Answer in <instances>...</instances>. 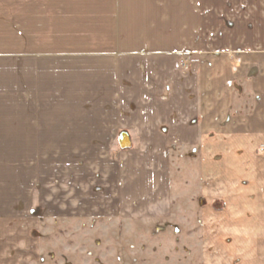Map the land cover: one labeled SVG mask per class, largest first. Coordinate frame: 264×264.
<instances>
[{
	"label": "crops",
	"instance_id": "0c3cea01",
	"mask_svg": "<svg viewBox=\"0 0 264 264\" xmlns=\"http://www.w3.org/2000/svg\"><path fill=\"white\" fill-rule=\"evenodd\" d=\"M58 13L72 30L101 21L84 53L55 72L17 64L15 18L26 38L32 15ZM0 29V150H42L51 134L77 150L79 213L196 212L200 264H264V0H0ZM48 69L71 74L67 107L50 114ZM125 134L131 149H119ZM11 186L0 213L15 214Z\"/></svg>",
	"mask_w": 264,
	"mask_h": 264
},
{
	"label": "rangeland",
	"instance_id": "374dc122",
	"mask_svg": "<svg viewBox=\"0 0 264 264\" xmlns=\"http://www.w3.org/2000/svg\"><path fill=\"white\" fill-rule=\"evenodd\" d=\"M18 17L14 21L15 34L10 37L16 46L11 58L17 64L29 61L32 67L52 66L53 72L58 64L71 63L73 57L82 55L84 52L77 50L89 41L86 29L93 24L96 28L101 25L99 19H85L82 27L72 30L67 28L73 23L70 13L52 17L32 15L37 26H32L25 38L23 16ZM25 39L30 45L26 52ZM7 41L9 38H4L1 31L0 43ZM53 72L48 69L46 79L49 114L54 113L52 108L67 107L66 100L59 98V90L60 97L66 98L71 84L70 72L68 79ZM50 116L49 121H54L55 116L51 119ZM50 137L51 134L48 147L42 150H0V160L6 167L3 170L6 173L0 177V205L6 204V192L15 183L11 192V197H15L14 205L11 203L15 214L0 213V264H200L196 212L177 211L168 218L142 220L103 212L79 213L73 209L71 175L73 165L77 167L74 164L77 150L57 148ZM127 137L130 146L119 149H131V139L128 134ZM12 166L15 179L7 176ZM181 207L182 203L177 205V209ZM184 219L190 223L185 225Z\"/></svg>",
	"mask_w": 264,
	"mask_h": 264
},
{
	"label": "water",
	"instance_id": "95a60500",
	"mask_svg": "<svg viewBox=\"0 0 264 264\" xmlns=\"http://www.w3.org/2000/svg\"><path fill=\"white\" fill-rule=\"evenodd\" d=\"M120 143H121V146L123 147H127V146H130L129 145V140H128V137L127 135H123L121 138H120Z\"/></svg>",
	"mask_w": 264,
	"mask_h": 264
}]
</instances>
